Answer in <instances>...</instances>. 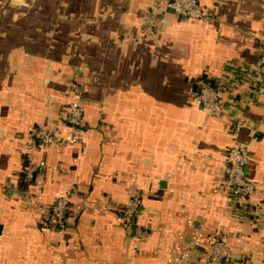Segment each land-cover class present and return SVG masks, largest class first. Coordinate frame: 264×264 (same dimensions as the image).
<instances>
[{
	"label": "crops",
	"instance_id": "crops-1",
	"mask_svg": "<svg viewBox=\"0 0 264 264\" xmlns=\"http://www.w3.org/2000/svg\"><path fill=\"white\" fill-rule=\"evenodd\" d=\"M185 19L151 0H0V264H204L208 239L225 264H264V0H198ZM218 83L223 107L195 99ZM80 91L76 142L40 145L34 129L66 139ZM226 99L246 123L230 125ZM234 105V104H232ZM245 146L256 183L243 213L222 188L229 150ZM26 156L50 171L21 177ZM73 193L63 230L44 225L57 195ZM139 193L126 230L120 207ZM243 202V201H242Z\"/></svg>",
	"mask_w": 264,
	"mask_h": 264
},
{
	"label": "built area",
	"instance_id": "built-area-1",
	"mask_svg": "<svg viewBox=\"0 0 264 264\" xmlns=\"http://www.w3.org/2000/svg\"><path fill=\"white\" fill-rule=\"evenodd\" d=\"M153 5L170 8L176 15L185 19H198L206 15V11L199 4L198 0H151ZM254 72L258 78L264 81V45L258 47V59L255 63ZM196 101L209 113L220 111L223 101L220 95L218 83L214 79L199 77L196 80ZM226 99L230 113V125L234 131L246 126V123L236 115L235 102ZM234 104V105H232ZM65 122L68 128L66 139L56 138L46 129H34L32 136L40 145H54L62 147L77 141L84 127L83 106L80 91H76L69 101L65 114ZM249 150L242 145L232 147L227 155V163L224 169V180L222 188L227 190L233 201L239 202L243 213H250L245 206V200L249 198L256 189V183L245 177L244 166L249 158ZM51 166L43 159L36 160L32 156H26L22 167L23 178L26 182L34 180L36 174L41 171H50ZM73 193L67 191L57 195L49 206L44 225L48 229L63 230L67 220L68 203ZM243 201V202H242ZM142 200L139 193L133 192L126 202L120 207V223L129 230L135 222L141 210ZM209 253L204 264H225L228 257V244L226 241L216 238L207 240ZM190 259V249H186L173 260V264H182Z\"/></svg>",
	"mask_w": 264,
	"mask_h": 264
},
{
	"label": "trees",
	"instance_id": "trees-1",
	"mask_svg": "<svg viewBox=\"0 0 264 264\" xmlns=\"http://www.w3.org/2000/svg\"><path fill=\"white\" fill-rule=\"evenodd\" d=\"M21 177H22V180H23L24 182H26V181L24 180V178H23V173H21ZM26 183H28V182H26Z\"/></svg>",
	"mask_w": 264,
	"mask_h": 264
}]
</instances>
